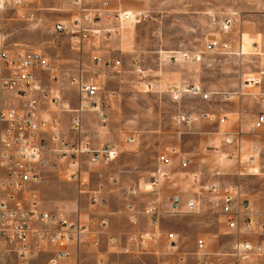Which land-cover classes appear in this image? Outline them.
<instances>
[{
	"label": "crops",
	"instance_id": "0c3cea01",
	"mask_svg": "<svg viewBox=\"0 0 264 264\" xmlns=\"http://www.w3.org/2000/svg\"><path fill=\"white\" fill-rule=\"evenodd\" d=\"M113 24L111 28L115 30L117 24ZM126 24L123 22V27ZM74 51L73 56L61 58L59 63L72 77L97 82L100 92L96 99L85 101L77 86L61 75L57 80L50 79L48 73L41 75L44 84L61 97L62 103L72 110L81 109L82 132L75 134L71 129L73 112L62 111L52 103H46L45 108L61 120L65 137L90 140L95 148L110 142L116 148V156L109 163L97 165L90 164L85 156L80 158V169L89 180L88 191L84 193L79 184L67 178L66 170L76 171L77 167L49 154L57 168L47 170L38 186L41 208L85 227V233L70 245L73 258L59 264H264V255L236 250L244 244L264 246V160L256 158V173L243 154V144H247L250 130L264 111L260 105L264 97V71L249 74L241 94L228 99L221 93L203 89L210 94L207 100L185 94L183 100L202 101L201 108L191 113L209 116H198L197 120L184 123L176 119L179 114L176 103L182 99L175 101L165 82L155 90L148 89L147 82L136 74L133 62H140L141 69L147 70L143 66L148 49L146 45L138 51L132 29L107 40L83 43ZM126 55L130 59L124 60ZM96 57L123 59L124 67L118 72H108L94 60ZM260 78V84L247 86V81ZM172 79L176 84V62L172 64ZM95 103L96 108L91 105ZM249 104L254 108L251 118ZM229 137L233 138V144L227 143ZM257 143L264 153V142ZM163 158H168L169 164ZM184 162H188L186 167ZM158 171L167 172L170 178L153 187L151 180ZM212 185L218 187L216 193L203 192V186ZM230 186L238 188L241 199L252 205L253 231L243 230L242 222L238 228H229L221 204ZM94 195L100 198V203H92ZM175 195L184 202L196 200L197 212L172 215L170 203ZM151 204L159 210L158 229L143 213ZM128 205L140 211L136 223ZM102 221L107 222L106 227L101 225ZM152 232L158 236L146 246L132 239ZM169 234L175 235V247L169 245ZM199 240L205 243L203 251L198 249ZM95 242L99 245L95 246ZM56 250L49 248L38 264H51Z\"/></svg>",
	"mask_w": 264,
	"mask_h": 264
},
{
	"label": "built area",
	"instance_id": "2783aa9c",
	"mask_svg": "<svg viewBox=\"0 0 264 264\" xmlns=\"http://www.w3.org/2000/svg\"><path fill=\"white\" fill-rule=\"evenodd\" d=\"M82 9L88 0H73ZM98 2L103 10L108 11L105 17L108 19L109 2L105 0H92ZM35 0H0V31L13 21H28L34 18L33 5ZM84 18L85 15L80 16ZM114 17L119 22L131 21L134 17L130 12L118 9ZM81 20L78 21L80 23ZM78 25L77 33L82 32ZM83 28V27H82ZM87 28V27H86ZM67 28L58 23L56 32H63ZM89 30V28H87ZM229 29V22L225 25ZM84 30V28H83ZM221 47L220 41L215 39L206 46V53H214ZM225 49H230L226 45ZM184 57H190L184 54ZM176 61V57L174 58ZM201 55L192 56L193 61H200ZM97 63H102L107 71L118 72L121 61L97 58ZM55 66L40 52L33 49L0 46V264L4 256H13L17 264H38L42 254L49 248H57L51 264H59L68 261L74 256L70 249L71 243L85 233V227L79 224L67 222L62 216L52 214L41 208L42 200L37 187L42 183L44 175L49 169H56L57 164L49 159V154H55L59 159L67 160L69 166L77 167L76 171L66 170L69 181L79 184L81 192H87L89 180L80 169V158L87 157L92 165L111 162L116 156L115 146L107 142L95 148L90 140L69 139L62 131L61 120L51 116L45 108L46 103L59 106L62 111L73 112L71 129L75 134L82 132L83 120L81 109L72 110L62 103L61 97L44 84L41 73H52ZM52 80L57 76L50 75ZM79 94L85 101L97 98L100 85L97 82L83 81L80 78L70 77ZM260 79L247 81V86L260 84ZM148 86H152L149 84ZM168 91L175 101H179L185 94L202 96L209 99L210 94L204 93L199 86L179 87L170 84ZM226 99L230 95L225 94ZM92 107L97 104H91ZM260 105L264 108V97L260 99ZM208 117V114H202ZM103 118L104 114L100 113ZM264 127V111L260 113L252 127L257 131ZM229 138L227 143H232ZM258 147L254 148V152ZM165 164H169L168 158H163ZM248 166L257 173L255 154L250 156ZM188 162H184L186 167ZM195 177V176H194ZM170 175L164 171H158L151 180L153 187L158 186ZM202 189L210 194L218 191L217 186H203ZM92 203H100L97 195L92 197ZM198 202L190 199L184 202L179 195H175L170 203L172 215L195 213L198 210ZM131 218L136 223L140 211L134 206L128 205ZM221 211L231 229L239 227L245 231H253L254 211L252 205L245 199H241L240 192L235 186L228 187L223 195ZM143 213L151 219L155 229L160 227L158 207L154 204L147 206ZM101 225L106 227L107 222ZM264 230V225H262ZM156 232L133 236L141 246H146L149 241L156 240ZM170 246L175 247V235L169 234ZM98 246V242L94 243ZM199 251L205 249L203 240L198 241ZM254 252L264 255V246L244 244L237 246L236 250ZM101 264H103L101 262ZM170 264V263H168Z\"/></svg>",
	"mask_w": 264,
	"mask_h": 264
},
{
	"label": "rangeland",
	"instance_id": "374dc122",
	"mask_svg": "<svg viewBox=\"0 0 264 264\" xmlns=\"http://www.w3.org/2000/svg\"><path fill=\"white\" fill-rule=\"evenodd\" d=\"M105 1L109 2L108 19L105 17L108 11L92 0L86 2L88 12H82L73 0H35L34 18L9 22L0 31V46L40 52L55 66L52 76L61 75L70 79L71 73L59 63L61 58L73 56L78 45L107 40L114 34L119 35L121 31L132 29L138 51L141 47L144 50L147 45L143 66L147 70L141 69L140 62H133V66L141 80L147 82L148 89L155 90L162 82L167 86L173 84L172 64L176 62V85L182 88L199 86L205 92L221 93L225 99V94L230 97L241 94L245 80L250 78L249 74L264 71V0ZM118 9L130 12L134 17L126 21L128 24L125 27L114 17ZM82 15L85 17L81 18ZM228 22L229 29H225ZM58 23L64 24L67 29L56 32L55 26ZM113 23L117 24L115 30L111 28ZM78 25L81 26L80 33L76 32ZM215 39L220 41L221 47L214 53H206L207 44ZM226 45L230 49L226 50ZM184 54L190 57H184ZM195 55H201L202 59L193 61L192 56ZM129 57L126 55L124 60ZM112 59L121 60V68L124 67L123 59ZM94 60L97 61V57ZM200 102L186 98L176 103L179 112L176 119L185 123L197 120L198 116L208 118L202 116L207 113H191L201 108ZM247 109L251 118L253 105H247ZM249 133L247 144H243L244 158L249 161L250 156L255 154L258 160H264L262 148L260 146L259 149L257 143L264 142V129L259 132L251 129ZM255 147H258L256 153ZM1 264L17 263L13 256H4Z\"/></svg>",
	"mask_w": 264,
	"mask_h": 264
}]
</instances>
